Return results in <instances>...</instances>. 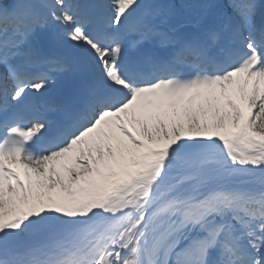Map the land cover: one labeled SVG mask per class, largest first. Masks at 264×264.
I'll use <instances>...</instances> for the list:
<instances>
[{
    "label": "snow or ice",
    "instance_id": "snow-or-ice-1",
    "mask_svg": "<svg viewBox=\"0 0 264 264\" xmlns=\"http://www.w3.org/2000/svg\"><path fill=\"white\" fill-rule=\"evenodd\" d=\"M228 7L180 41L142 0H0V264H264V26ZM49 20L94 74L77 112L46 106L72 122L51 140L19 111L76 71L34 48Z\"/></svg>",
    "mask_w": 264,
    "mask_h": 264
},
{
    "label": "rangeland",
    "instance_id": "rangeland-1",
    "mask_svg": "<svg viewBox=\"0 0 264 264\" xmlns=\"http://www.w3.org/2000/svg\"><path fill=\"white\" fill-rule=\"evenodd\" d=\"M185 0H147L146 3H154L158 5L160 8L164 10V12H168V18H170L172 29H176L177 27L185 28L186 33L193 34V32L198 31L201 27L206 31L209 28L219 27L221 24H230L234 26L233 20L236 19L232 13L231 9L228 7L229 0H191V2L184 5ZM257 0H255L256 2ZM264 1V0H258ZM205 5H215L212 7H205ZM262 11H264V2L260 4L258 9V14L256 16V26L262 18ZM167 20V17H164ZM204 32V31H203ZM39 40L45 44H49L52 46V49L55 53H64L65 55L70 56L69 50H64L61 42L56 36V32L51 28L42 33H38L37 37ZM38 42V39L33 42ZM56 55V54H55ZM64 85L65 82H62Z\"/></svg>",
    "mask_w": 264,
    "mask_h": 264
},
{
    "label": "bare ground",
    "instance_id": "bare-ground-1",
    "mask_svg": "<svg viewBox=\"0 0 264 264\" xmlns=\"http://www.w3.org/2000/svg\"><path fill=\"white\" fill-rule=\"evenodd\" d=\"M143 1V0H142ZM258 2V0L256 1ZM264 1H259V5L262 4ZM258 4V3H257ZM94 7V6H92ZM140 12H143V8L140 10ZM262 19L259 22L258 28L262 25L264 21V11H262ZM139 15V13H138ZM51 29L56 32V36H58L57 29L58 26L54 23H51ZM161 31L162 27L158 26ZM180 30V28L173 29L171 31H166L170 38L174 39V36L176 35V32ZM203 36V29L201 31L198 30V32L195 34L194 37L188 38V40L192 39H200ZM61 45L64 50H69L70 56L65 55L64 53H59L58 55L53 54L52 46L48 43L43 45V43L38 39V42H33L34 48L38 51V53L41 56H49V57H56L62 60H65L73 65L76 66V71L73 74L64 75V76H58L57 81L55 83L51 84L49 86L48 92L40 96V99L43 103L50 104L51 100L54 96H56L59 92H64L63 101L65 102L64 108L70 109L72 107V100H75L76 95L82 94L86 89L87 86H90L94 81V74L92 70L88 67V65L85 63L83 57L80 53L75 51L73 48L69 47L66 42H64L59 36H58ZM182 41H184L182 39ZM157 45L154 43L147 44L145 48L143 49L144 53H154L157 49ZM233 47L240 48L242 47L241 43L238 41L235 44H233ZM171 50V48H161L160 47V55L163 54L165 51ZM136 54L134 52L129 55V58L136 59ZM62 82H65L63 85ZM58 88V89H57ZM52 97V98H51Z\"/></svg>",
    "mask_w": 264,
    "mask_h": 264
}]
</instances>
